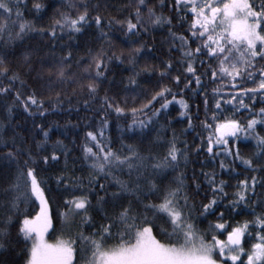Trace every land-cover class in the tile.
Masks as SVG:
<instances>
[{
    "label": "snow or ice",
    "instance_id": "1",
    "mask_svg": "<svg viewBox=\"0 0 264 264\" xmlns=\"http://www.w3.org/2000/svg\"><path fill=\"white\" fill-rule=\"evenodd\" d=\"M28 10L27 0H0V45L5 46L0 55V109L4 113L0 147L7 149L0 153L4 178L0 183V264H15L5 258L6 253L19 255L21 264H264V0H32L31 12L39 18L52 12L48 27H35L24 15ZM93 25L104 45L87 50L90 62L80 77L68 75L66 62L73 58L72 51L53 63L54 72L49 69L43 81V89L52 93L47 98L38 95L43 70L37 73V87L22 79L36 71L32 53L24 54V72L8 66L7 46L29 33L49 37L55 47L65 34L73 39ZM105 27L116 30L105 31ZM154 30L168 34L169 46L160 55L147 42L133 40ZM113 37L135 46L114 51ZM59 47L67 49L68 45L61 42ZM143 55L159 59L160 66L145 63L140 67ZM114 61L131 66L126 84L121 81L129 93L142 88L140 79L156 77L155 90L138 107H127V96L116 101L107 90L98 96L103 83H117L107 76ZM66 82L76 85L71 95L63 90ZM77 93L88 97L79 100L85 111L92 109L97 98L102 100L96 110L98 124L89 122L96 117L83 118L88 130L79 146L75 140L72 148L63 140L50 142L53 128L65 135L78 129V122L69 121L63 127L53 122L45 127L33 121L32 127L43 139L31 144L32 128L21 134L22 125L12 123L18 107L29 117H44L62 110L65 100L69 110L79 114L71 102ZM131 101L136 102L135 96ZM176 104L178 115L186 118L184 131L199 126L206 133L197 134L198 144L190 147L175 132L159 155L151 150L144 154L123 143L124 134L136 136L155 127ZM193 109L198 123L193 122ZM109 112L133 117L121 129V145L127 154L114 148L106 135ZM164 127L161 124V130ZM245 141L254 142L255 151L242 152ZM73 151H80L91 169L87 178L73 174L75 165L68 164ZM201 153L206 158L196 163H211L214 168L205 171L194 166L193 155ZM61 159L64 166L53 173V187L44 173ZM189 164H193L190 172ZM125 169L127 179L114 175ZM169 173L173 174L170 178ZM101 175L111 177L117 191L109 192L99 182ZM150 196L159 203L150 201ZM197 196L203 199L197 201ZM29 203L37 204L35 215L22 210L21 205ZM108 204L115 209L112 214L105 210ZM89 209L102 213L101 219L95 220ZM14 224L24 243L18 253L12 246ZM85 228L91 231L86 233ZM49 230H59L60 238L47 241Z\"/></svg>",
    "mask_w": 264,
    "mask_h": 264
},
{
    "label": "trees",
    "instance_id": "2",
    "mask_svg": "<svg viewBox=\"0 0 264 264\" xmlns=\"http://www.w3.org/2000/svg\"><path fill=\"white\" fill-rule=\"evenodd\" d=\"M42 3H47L48 0H40ZM95 3L96 0H93ZM111 3H117L119 0H110ZM28 3V11H25L24 15L25 17L32 21L35 27H48V25L51 23L52 19V12H49L48 15L43 16V18H39V14L35 12H31V5L32 0H27ZM167 11V9H165ZM112 15H115L116 12L114 9L110 10ZM107 14V13H106ZM169 15H171V12H168ZM187 27V25H185ZM116 29H108L105 27V31H115ZM175 31H183V29H174ZM187 35V33L185 32ZM122 37V34H121ZM113 44H114V51L119 52L121 49H128L131 47H134L133 44H125L123 42V38H117L113 37ZM133 40H139L143 42H147L148 45H150L153 49L156 50L157 54H161V49H167L169 46L168 43V34L167 31H161V30H154L151 31L150 35H143L139 38L133 37ZM66 43L68 45L67 49L59 47V43ZM54 42L50 41L49 37L47 36H39L36 33H29L25 35L21 40L13 41L10 45L7 46L8 55L5 57L8 66L10 68L16 69L17 71L24 72V54L25 53H32V56L30 57L32 60V67L36 69V71H33L29 74H24L22 76V79L26 81V83L31 87H37V84L35 83L37 73L43 70V78L40 81V88L38 91V95H43L44 98H47L48 96L52 95L51 92L45 91L43 89V81L50 75L49 69H52V64L59 61L60 57L64 54H66L67 51H72L73 58L71 60H68L66 64L70 68V71H68V75L72 76L75 75L77 77H80L83 73V68L90 62L88 59L87 50H97L102 45H104V40L99 37V33L96 30L95 26L93 25L92 28L86 30L84 34H77L74 36L73 39H69L68 35L65 34L62 39L58 42H55L57 46L53 47ZM5 51V46L0 45V55H3ZM174 56L178 57L179 53H174ZM83 58V59H82ZM147 63L148 65L156 66L157 68L160 66V60L153 58L149 55H143L139 58V66L143 67L144 64ZM118 61H114L110 67L113 69L112 71L107 73L108 79L112 80L115 78L116 85H111L109 83H103L102 88L100 92L98 93L99 97H103L105 95V91L107 90V94L109 96L115 97L116 101L122 102L123 99L127 96L129 99V103L127 107H138L140 103H143L146 101L147 98H150V94L153 90H155V82L156 77H153L152 80L148 79H140V84L142 85L141 89H138L136 93H129L127 92L123 86L121 81H123L124 84H126V78L127 76L132 74L131 66L125 61L123 65H119ZM124 69H127L126 71ZM54 72V69H52ZM11 74V73H10ZM178 73H173V75ZM139 79V78H138ZM5 83L8 81L5 80ZM164 83H170V81H164ZM13 87H18V85H13ZM212 87V85H209V88ZM76 88V85L74 84H68L67 82L63 85V90L68 94L71 95L72 90ZM56 91H60V88L55 89ZM27 91V89H25ZM142 93V94H141ZM135 96L136 102L133 103L131 101V97ZM88 97L83 95L82 93H77L75 97L72 99V104L76 105L79 109V114H77L75 111H71L68 108V101L65 100L62 110L57 112L56 114H46L44 117H41L39 115L34 117L27 116L26 113L23 112L22 108H16L14 109V115L12 118V123L20 124L22 127L18 129V131L21 134L25 133V128H32V133L29 136V144L33 142V140H41L43 139L42 133L37 131L35 128H33V121L36 124H44L45 127H49L53 125V122L58 123L61 127L66 125L69 121L78 122L80 124V127L78 129H73L70 133H67L65 135H61L60 131L56 128H53V131L50 133V142H54L57 139L63 140L65 144L69 146V148L73 147V141L75 140V145L79 146L83 141L84 132L87 131V127L84 123V117L93 118L96 117L95 120L90 119L89 122L91 123H99L98 120V114L97 109L100 108L102 105V100L97 98L92 103V109L89 111H85L82 104L79 103V100L81 99H87ZM187 98V95L186 97ZM9 100H11V97L9 96ZM191 103V101H190ZM196 103H199V101H196ZM46 107H50V105H45ZM121 106H124L123 103H121ZM156 107H159L157 104ZM35 112V109H33ZM193 111V122L198 123L196 121L195 117V109ZM179 112V105L176 104L175 106H170L167 116L161 115L160 123L156 124L155 127L150 126L149 129H145L143 133L132 136L130 134H124L123 135V143L128 145L135 146L138 150L144 152V154H147V150H151L152 152L156 154H162L164 150L166 149V144L164 143L166 140L170 139L173 135V132L177 135L179 140L181 141H187L189 146L191 147L193 143L198 144L200 141L196 139L197 134L200 135H206V133L202 130L201 127L197 126L195 128V131L188 130L184 131L186 128V118L180 117L178 115ZM151 113H149L150 115ZM3 110L0 109V119H3ZM99 115H104L103 112H100ZM201 119H203V107L201 106V112H200ZM108 119L110 121L108 125V131L106 132V135L110 136L112 138L113 147L120 149L124 154H127V150L122 148L121 145V129L128 123L131 122L133 117L131 114H126L123 116H117L115 113L109 112L108 113ZM137 119H143V117L138 116ZM161 124L165 125L164 129L161 130ZM259 130V129H258ZM262 134H264V131H262ZM11 132L7 133L5 138L7 136H10ZM159 138V139H157ZM242 152L250 154L251 152L255 151L254 142L249 143L245 141L244 144L241 145ZM7 149L0 147V153L6 152ZM49 151H51V148H49ZM44 154H48L47 152ZM72 158L69 159L68 164L69 166L75 165V170L73 172L74 175L77 176H84L87 178L89 172H91V169L88 168L85 164V162L81 159V152L80 151H73L71 154ZM205 154L201 153L199 157L193 155L192 160L193 164L197 169L204 168L205 171L210 170L215 167L214 164H203V163H196L197 160L204 161L205 160ZM193 164H189L187 171H191V168ZM64 161L61 159L60 163L58 165H55L52 170H49L44 173L45 176L49 177V183L55 187L54 180L51 178L53 176L54 172H58L63 169ZM236 167L239 169L241 168V165L237 164ZM219 171V169H217ZM127 172V169L124 170V172L115 171L114 175L123 179H127V175L125 174ZM134 175V174H133ZM169 178L172 173H169ZM224 179H229L228 176H224ZM237 179H243V177H237ZM4 182V178L0 176V183ZM99 182L106 185L107 190L109 192L111 191H117L114 184L115 181L112 180L111 177H104L103 175L100 176ZM157 185L161 184L160 180H157ZM169 181H164V184H167ZM232 183H235V180L231 181ZM98 188V185H96ZM227 191L231 192L233 189H227ZM210 194V193H209ZM99 195H104V192H99ZM128 199H132V197H128ZM148 199L152 202L159 203V201L156 199L155 196H150ZM197 201L203 199V196H197L195 197ZM231 199V197H229ZM93 202L95 203V197H93ZM206 202V201H205ZM252 201H249L251 203ZM38 203V202H37ZM22 210L28 214V215H35L37 211H39V208L37 204H27V205H21ZM105 210L112 214L115 209H113L111 204L105 205ZM89 213L93 215L94 219L99 221L101 219L102 213L96 212L94 209H89ZM23 217L21 216L20 219ZM245 217H237V219H244ZM250 218V217H248ZM209 219H212V217H209ZM54 225H55V217H54ZM57 229H59V225H55ZM98 226V225H97ZM202 227H206V224H202ZM17 228L18 225H13V227L10 229L12 233V246L16 250V253L19 252L20 249L24 247V243L21 238L17 236ZM91 229L85 228V232H90ZM61 233L59 230L56 232H52V230L49 231L48 237L52 240H56L57 238H60ZM159 238V237H158ZM30 247V244H29ZM5 258L9 259L11 261H15V264H21V257L15 253L9 255L5 254Z\"/></svg>",
    "mask_w": 264,
    "mask_h": 264
},
{
    "label": "rangeland",
    "instance_id": "3",
    "mask_svg": "<svg viewBox=\"0 0 264 264\" xmlns=\"http://www.w3.org/2000/svg\"><path fill=\"white\" fill-rule=\"evenodd\" d=\"M49 231H50V230H49ZM45 238H46V240L49 241V242H55V241H56V240H52V239H50V238L48 237V234H46V237H45ZM57 239H58V238H57Z\"/></svg>",
    "mask_w": 264,
    "mask_h": 264
}]
</instances>
